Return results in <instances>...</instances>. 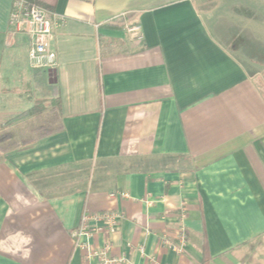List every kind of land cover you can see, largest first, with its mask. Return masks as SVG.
Wrapping results in <instances>:
<instances>
[{
    "label": "crops",
    "instance_id": "crops-1",
    "mask_svg": "<svg viewBox=\"0 0 264 264\" xmlns=\"http://www.w3.org/2000/svg\"><path fill=\"white\" fill-rule=\"evenodd\" d=\"M42 1L50 71L0 0V264H98L72 235L109 210L114 264H264V0Z\"/></svg>",
    "mask_w": 264,
    "mask_h": 264
},
{
    "label": "built area",
    "instance_id": "built-area-1",
    "mask_svg": "<svg viewBox=\"0 0 264 264\" xmlns=\"http://www.w3.org/2000/svg\"><path fill=\"white\" fill-rule=\"evenodd\" d=\"M10 25L17 31L26 33L30 38L28 49V64L32 70L50 71L56 66V55L50 48V41L53 36V23L49 17V12L30 4L25 0H13ZM134 39L142 40L138 25L125 27ZM126 197L124 193H112L110 199L117 200L118 197ZM121 215L118 211H105L100 213L84 212L80 217L77 229L72 237L76 247L86 253L89 263L96 260L98 264H114L120 260L112 259L107 256L109 247L102 250H95L87 242L96 233L106 230L114 233L119 227ZM183 218V215L181 216ZM177 235V245L166 238L161 243L166 245L171 251L180 252L185 245L184 228L180 226Z\"/></svg>",
    "mask_w": 264,
    "mask_h": 264
},
{
    "label": "rangeland",
    "instance_id": "rangeland-1",
    "mask_svg": "<svg viewBox=\"0 0 264 264\" xmlns=\"http://www.w3.org/2000/svg\"><path fill=\"white\" fill-rule=\"evenodd\" d=\"M262 23H263V20H262V22H259L260 26L262 25ZM261 59L264 60V56ZM260 66H261L262 69L260 71V80L259 81L261 83L259 82V87H260V89L262 91V94L264 95V63L263 64L261 63ZM43 107H44V105H40L37 108L38 109L37 113L38 112H43L42 113L43 116H40L38 118L28 119L26 122H22L21 124H19V126H18L19 129L18 130H19V132H21V134H22L21 136H22V138H24V140L30 141L33 138H35V135H30L29 130L34 125H36L37 123H41L43 121L41 119H43L44 117L48 116L47 112H45ZM23 110H25V109H23ZM43 130L46 132V131L50 130V128L49 127H45ZM6 133L7 132L4 130V127L2 125L1 128H0V138H1V136L5 135Z\"/></svg>",
    "mask_w": 264,
    "mask_h": 264
},
{
    "label": "trees",
    "instance_id": "trees-1",
    "mask_svg": "<svg viewBox=\"0 0 264 264\" xmlns=\"http://www.w3.org/2000/svg\"><path fill=\"white\" fill-rule=\"evenodd\" d=\"M25 1L28 2V3H30V4L36 5V6H38V7H41L42 9H44V10H46L47 12L50 13L51 8L49 7L48 4L46 5L42 0H25ZM128 26H131V24L128 25ZM37 108H38V107H34V108L31 109L30 111H28V112H26V113H23V114L21 115V118H22L23 116H27V115L34 114V113L38 110ZM40 129H41V128H40ZM43 129H44V128L42 127V129L39 130L40 133L38 134V137H41V136H43V135L45 134V131H44ZM7 137H9V135L6 133L5 135L1 136L0 140L7 139ZM18 145H19L18 143L10 141V145H9V147H10V148H14V147H16V146H18Z\"/></svg>",
    "mask_w": 264,
    "mask_h": 264
}]
</instances>
